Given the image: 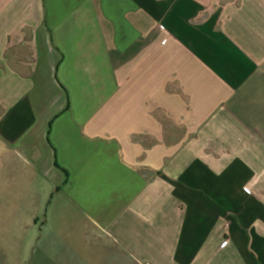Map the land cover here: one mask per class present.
Instances as JSON below:
<instances>
[{"label":"crops","instance_id":"obj_1","mask_svg":"<svg viewBox=\"0 0 264 264\" xmlns=\"http://www.w3.org/2000/svg\"><path fill=\"white\" fill-rule=\"evenodd\" d=\"M0 177V264H264V0H0Z\"/></svg>","mask_w":264,"mask_h":264},{"label":"rangeland","instance_id":"obj_2","mask_svg":"<svg viewBox=\"0 0 264 264\" xmlns=\"http://www.w3.org/2000/svg\"><path fill=\"white\" fill-rule=\"evenodd\" d=\"M0 180H1V177H0Z\"/></svg>","mask_w":264,"mask_h":264},{"label":"built area","instance_id":"obj_3","mask_svg":"<svg viewBox=\"0 0 264 264\" xmlns=\"http://www.w3.org/2000/svg\"><path fill=\"white\" fill-rule=\"evenodd\" d=\"M226 244V243H225Z\"/></svg>","mask_w":264,"mask_h":264}]
</instances>
